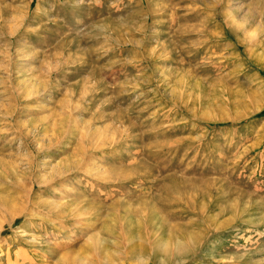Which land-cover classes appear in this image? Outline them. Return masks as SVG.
Here are the masks:
<instances>
[{
    "label": "rangeland",
    "instance_id": "374dc122",
    "mask_svg": "<svg viewBox=\"0 0 264 264\" xmlns=\"http://www.w3.org/2000/svg\"><path fill=\"white\" fill-rule=\"evenodd\" d=\"M0 264H264V0H0Z\"/></svg>",
    "mask_w": 264,
    "mask_h": 264
}]
</instances>
